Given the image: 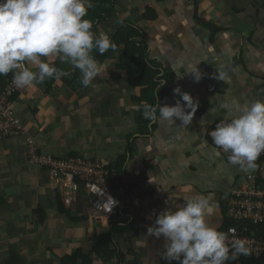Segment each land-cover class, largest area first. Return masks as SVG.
Here are the masks:
<instances>
[{
  "label": "crops",
  "instance_id": "obj_1",
  "mask_svg": "<svg viewBox=\"0 0 264 264\" xmlns=\"http://www.w3.org/2000/svg\"><path fill=\"white\" fill-rule=\"evenodd\" d=\"M146 8L157 13V21L143 20ZM194 9L214 32L198 26ZM163 17L167 21L157 25ZM123 22L147 29L148 60L175 76L160 104L174 106L177 87L198 104L191 124L145 123L141 115L151 93L141 94V88L147 80L137 72L134 82L143 83L130 82L119 49L85 90L56 80L36 101V89L25 88L12 100L24 135L0 141V264H65L71 255H87L91 264H165L163 237L147 236V228L159 213L175 211L198 194L212 195L216 208L208 223L222 227V207L242 183L243 171L216 155L209 133L238 115L239 106L264 100V0H114L113 13L97 29L111 38ZM54 61L64 70L69 66L55 57L48 62ZM197 63L199 82L188 67ZM218 69L226 80L217 79ZM27 138L39 152L62 159L78 156L109 166L124 157L122 179L110 187L119 202L115 216L99 215L82 186L66 189L60 178L30 167ZM106 236L103 249L99 242ZM109 249L114 255L104 262Z\"/></svg>",
  "mask_w": 264,
  "mask_h": 264
},
{
  "label": "clouds",
  "instance_id": "obj_2",
  "mask_svg": "<svg viewBox=\"0 0 264 264\" xmlns=\"http://www.w3.org/2000/svg\"><path fill=\"white\" fill-rule=\"evenodd\" d=\"M93 6L92 0H0V76L12 73V84L25 89L46 80L71 77L72 70H78L80 83L89 87L105 68L93 53L104 55L118 48L109 35L96 34L92 21L85 18ZM53 57L67 63L71 70L48 62ZM199 63L188 66L197 82L202 78ZM218 73L219 81L228 78L225 71L218 69ZM173 93L180 97L174 106H162L158 100L156 104L145 102L144 119L169 125L178 119L184 126L190 125L198 104L179 87ZM238 113L218 123L209 135L218 149L216 155L228 153L230 165L244 172L255 171L257 160L264 154V100L239 106ZM215 208L211 194H198L187 197L175 211L168 209L157 215L147 228V236L163 237L161 258L167 264H228L239 255L250 254L243 241L236 240L229 247L228 234L210 226L207 218ZM137 243L146 241L138 239Z\"/></svg>",
  "mask_w": 264,
  "mask_h": 264
},
{
  "label": "built area",
  "instance_id": "obj_3",
  "mask_svg": "<svg viewBox=\"0 0 264 264\" xmlns=\"http://www.w3.org/2000/svg\"><path fill=\"white\" fill-rule=\"evenodd\" d=\"M23 90L16 88L11 80L0 93V141L24 135L22 123L13 109L12 101H9L13 95H18ZM27 139L26 161L30 167L44 169L53 178L61 177L66 189L75 185L82 186L93 197L99 215L110 216L118 209L119 202L112 196L108 184L109 171L105 163L80 157L57 158L39 152L30 139ZM215 150L218 151L216 147ZM220 155L228 159L229 154L221 151ZM257 164L255 171H243L242 183L226 198L229 208L227 215L235 221V225L224 231L229 236V247L240 240L250 250L249 255H239L228 264H264V154L259 157Z\"/></svg>",
  "mask_w": 264,
  "mask_h": 264
},
{
  "label": "trees",
  "instance_id": "obj_4",
  "mask_svg": "<svg viewBox=\"0 0 264 264\" xmlns=\"http://www.w3.org/2000/svg\"><path fill=\"white\" fill-rule=\"evenodd\" d=\"M93 3V8L89 10L88 16L85 17L86 19H90L93 23V31L96 34H99L98 32V23L100 24L101 22L108 20L110 18L111 14L113 13L114 10V0H94L92 1ZM95 11V12H94ZM94 12V13H93ZM194 21L198 24L203 29H207L210 32L215 31L214 25L206 22L204 19L200 18L197 14V11L194 9V13L192 15ZM143 20L146 22H154L157 21L158 16L157 13L150 9L146 8L145 13L142 16ZM97 23L95 24V22ZM144 30L140 26H136L134 23H129V22H123L118 30L114 33L113 36H111V40H113L119 49V58L123 64V66L127 67L129 75V80L132 82L134 85H141L143 82H134L138 81L139 79L137 77H134L137 75V72L139 73L138 76L141 77L142 80L146 81L145 85L141 88V94H147L151 93V99L149 100L148 103L151 104H156V101L161 98H163V95L161 93H164L167 91L169 86L173 83L174 81V74L171 72H168L167 70L164 71L161 69V64L159 63H154V61H149L147 58V47H145L144 41ZM114 52L109 50L106 52L104 55H100L98 52H94L93 55H95L96 59L99 60L101 63H105L110 56L113 55ZM55 64L57 67L60 68V65L57 61L52 62ZM131 69V70H130ZM66 70H71L70 66ZM73 74L71 77H63L61 78L62 83L64 86L67 87H73L76 89H81L85 90L87 88L83 87L82 84L80 83L81 75L78 70H72ZM161 73H164L163 76H160ZM133 74V75H132ZM13 74L10 73L7 76H0V93L4 90L6 85L8 84L9 81L12 80ZM131 78V79H130ZM163 81H166L165 85L161 88H159V93L157 95H154V91L156 87ZM56 80L55 79H50L46 80L43 84L37 85L33 87L36 89V101H41L43 100L48 93L50 92V89L53 87L55 84ZM139 83V84H138ZM153 94V95H152ZM17 95H13L9 101H12L14 98H16ZM138 102V101H137ZM143 118V116L141 115ZM145 120V119H144ZM145 123H149V120H145ZM68 158H79L78 156H70ZM67 159V158H65ZM124 157H122L119 161H117L113 165H107V169L109 171V178H108V184L109 186L116 187V184L120 182L122 179V176L124 174L123 171V162H124ZM228 206L224 205L222 207V214H223V224L222 227L219 229L220 231H225L228 227L235 225V221L231 220L229 216L227 215L228 212ZM112 216L114 217L115 214ZM103 237L101 238V242H99L100 245H102L103 249H107L108 244H109V237L107 238ZM105 252L98 251L95 249V254L101 255ZM114 253L111 252L109 249V253L107 252V255H103L105 260L103 259L104 262L109 261V259L112 258ZM64 262L65 264H75L77 260L80 261L79 264H91V260L89 256H82L76 255L73 256L71 255V259L69 256L64 257ZM74 261V263L72 262ZM165 264H167V261L163 260ZM64 264V263H63ZM172 264H178V262L173 261Z\"/></svg>",
  "mask_w": 264,
  "mask_h": 264
},
{
  "label": "rangeland",
  "instance_id": "obj_5",
  "mask_svg": "<svg viewBox=\"0 0 264 264\" xmlns=\"http://www.w3.org/2000/svg\"><path fill=\"white\" fill-rule=\"evenodd\" d=\"M163 21H167V19H165L164 17H163V19H159V22L158 23H156L157 25H162L163 24ZM155 22V21H154ZM143 20L140 22V25L141 26H143ZM151 26H152V24H151ZM145 31H147V29H144ZM61 178V177H60Z\"/></svg>",
  "mask_w": 264,
  "mask_h": 264
}]
</instances>
